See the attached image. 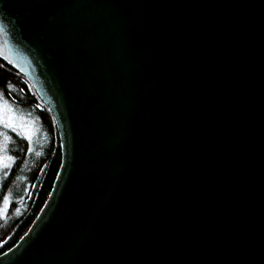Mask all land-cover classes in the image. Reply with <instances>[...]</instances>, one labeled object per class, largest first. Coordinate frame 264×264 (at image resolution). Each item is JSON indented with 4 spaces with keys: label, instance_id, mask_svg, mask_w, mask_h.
Masks as SVG:
<instances>
[{
    "label": "water",
    "instance_id": "obj_1",
    "mask_svg": "<svg viewBox=\"0 0 264 264\" xmlns=\"http://www.w3.org/2000/svg\"><path fill=\"white\" fill-rule=\"evenodd\" d=\"M0 59L61 155L0 264H264V0H0Z\"/></svg>",
    "mask_w": 264,
    "mask_h": 264
},
{
    "label": "trees",
    "instance_id": "obj_2",
    "mask_svg": "<svg viewBox=\"0 0 264 264\" xmlns=\"http://www.w3.org/2000/svg\"><path fill=\"white\" fill-rule=\"evenodd\" d=\"M0 101L7 103L24 114L36 118L37 125L42 128L39 131L45 135L46 146L42 152L29 165L27 175L28 183L19 193L22 195V210L17 214L16 201L8 203L6 214L0 216V254L11 248L27 231L36 217L44 201L46 200L56 173L60 165V147L56 126L47 108L37 97L29 81L12 67L0 59ZM46 128H45V125ZM15 146L14 166L10 175L4 180L6 184L0 187V210L3 208L6 185L9 178L26 170L30 160L29 145L27 140L19 135L11 133ZM37 162L39 166L37 167ZM37 168H36V167ZM18 205L19 202L17 201Z\"/></svg>",
    "mask_w": 264,
    "mask_h": 264
},
{
    "label": "rangeland",
    "instance_id": "obj_3",
    "mask_svg": "<svg viewBox=\"0 0 264 264\" xmlns=\"http://www.w3.org/2000/svg\"><path fill=\"white\" fill-rule=\"evenodd\" d=\"M36 118L24 114L21 110L15 109L11 105L0 101V187L6 184L5 178L10 174L14 166L15 146L11 133L24 137L29 145L30 160L26 166V170L19 172L15 176L9 178L10 183L6 185V195L4 196L3 208L0 210V216L5 215L8 209V203L16 201L17 214L22 210V195L19 193L24 189L28 183L27 175L30 163H33L34 157L36 158L41 152L42 147L46 146L45 135L39 131L42 128L37 125ZM14 125L13 128L7 127V124ZM45 125V122H44ZM46 128V125H45ZM39 166L37 162V167ZM36 167V166H35ZM36 167V168H37Z\"/></svg>",
    "mask_w": 264,
    "mask_h": 264
},
{
    "label": "snow or ice",
    "instance_id": "obj_4",
    "mask_svg": "<svg viewBox=\"0 0 264 264\" xmlns=\"http://www.w3.org/2000/svg\"><path fill=\"white\" fill-rule=\"evenodd\" d=\"M7 127H9V128H13V127H14V125H13V124H11V123H8V124H7Z\"/></svg>",
    "mask_w": 264,
    "mask_h": 264
}]
</instances>
